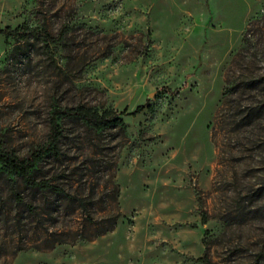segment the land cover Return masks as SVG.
Returning a JSON list of instances; mask_svg holds the SVG:
<instances>
[{
  "label": "rangeland",
  "instance_id": "374dc122",
  "mask_svg": "<svg viewBox=\"0 0 264 264\" xmlns=\"http://www.w3.org/2000/svg\"><path fill=\"white\" fill-rule=\"evenodd\" d=\"M4 28L35 32L0 36V149L56 109L123 127L55 121L31 175L69 199L0 170V264H264V0H0Z\"/></svg>",
  "mask_w": 264,
  "mask_h": 264
},
{
  "label": "trees",
  "instance_id": "16d2710c",
  "mask_svg": "<svg viewBox=\"0 0 264 264\" xmlns=\"http://www.w3.org/2000/svg\"><path fill=\"white\" fill-rule=\"evenodd\" d=\"M33 32L35 31L26 30V32H24L18 31L17 29L10 30L9 28H4L0 30V36H2L3 38L18 39L25 36L27 33ZM45 38H47V35H45ZM48 40L50 39L48 38ZM50 41L52 42L53 40ZM143 109V106H137L132 112L128 113L127 115L135 116L142 112ZM146 109H148V107H146ZM122 113L124 114V112ZM60 119L80 122L94 131L123 127V123L119 117V114L110 109L103 110L101 112H98L94 109H86L80 107L56 109L52 112L50 130L47 135L45 144L40 149L33 152L31 155L24 159H18L14 154L0 149V170L2 174L7 178L11 177L17 179L25 188L37 190L40 192H50L54 195L67 199L68 196L60 188L50 185L47 181H35L31 175L40 158L43 155H47L55 151L56 143L58 140L57 125L55 121ZM10 188L14 199L19 202V196L14 191V186L10 185ZM196 261L200 264H208L205 257L198 258L196 259Z\"/></svg>",
  "mask_w": 264,
  "mask_h": 264
}]
</instances>
